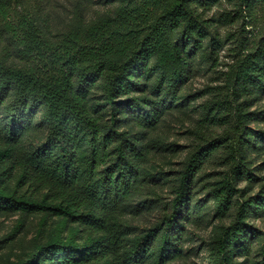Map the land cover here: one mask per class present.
<instances>
[{
  "label": "trees",
  "instance_id": "16d2710c",
  "mask_svg": "<svg viewBox=\"0 0 264 264\" xmlns=\"http://www.w3.org/2000/svg\"><path fill=\"white\" fill-rule=\"evenodd\" d=\"M44 1L0 0V25L14 49L0 50V214L41 217L32 241L5 264H167L181 253L196 176L222 145L233 167L212 192L220 217L233 206L235 182L254 179L248 157L261 152L264 133L246 128L258 118L247 109L264 95V37L238 66L229 97L203 107L201 122L225 125L236 104L243 131L232 141L201 135L178 176L171 213L131 236L130 203L153 181L151 132L178 101L196 58L218 52L215 20L204 14L223 0H113V10L92 19L80 2L58 35ZM228 1L253 17L264 7V0ZM43 128L45 140L34 146ZM259 213L264 185L218 238L220 264H240L237 253L255 237L248 220ZM260 257L252 264H264V237Z\"/></svg>",
  "mask_w": 264,
  "mask_h": 264
},
{
  "label": "rangeland",
  "instance_id": "374dc122",
  "mask_svg": "<svg viewBox=\"0 0 264 264\" xmlns=\"http://www.w3.org/2000/svg\"><path fill=\"white\" fill-rule=\"evenodd\" d=\"M83 2L88 19L97 13L113 10L117 5L113 0H48L41 3L51 20L53 35L66 30L74 18L78 3ZM235 1L223 0L219 5L206 11L205 18L215 20V28L222 44L213 59H200L194 62L190 80L184 85L178 101L165 113L161 122L151 132L155 139L153 157L148 168L151 173L149 185L140 196L130 203L126 214L127 225L131 236L147 231L151 226L162 221L164 213H171V201L174 198V187L193 151L194 145L201 140V135L210 139L233 140L243 131L238 126L236 108H231L230 124H209L201 122L203 107L206 103L222 102L229 97L235 85V74L245 58L256 51L264 37V7L257 16H250L240 11ZM36 9V5H34ZM226 12L223 17L222 14ZM9 46L14 52L9 36L0 25V50ZM95 97H101L97 92ZM243 100V99H242ZM241 100V101H242ZM264 95L253 100L247 112H254L258 118L247 124V129L264 133ZM240 128V129H239ZM47 129L43 128L32 137V144L37 146L45 140ZM222 143L224 141H221ZM258 142L263 146L261 152L251 153L247 166L254 179L246 174L235 182L237 194L233 206L224 217H220L213 202L215 184L230 175L231 162L226 159L227 151L222 145L219 151L198 172L194 181L193 198L189 213L182 220L183 230L179 235L181 253L167 264H220L218 238L235 223L240 204L249 197L259 195L264 185V137ZM157 145V146H156ZM163 173L166 178L156 177ZM149 200L147 205L138 208L139 202ZM40 216L21 218L18 213L0 214V264L13 260L35 237L39 228ZM22 220L23 225L12 238L9 236ZM255 237L249 241L247 250H240L235 262L252 264L260 260L264 237V214H252L248 220ZM22 242V243H21Z\"/></svg>",
  "mask_w": 264,
  "mask_h": 264
}]
</instances>
